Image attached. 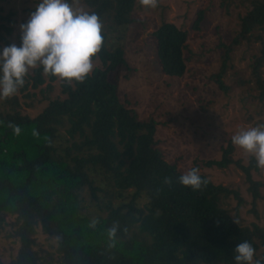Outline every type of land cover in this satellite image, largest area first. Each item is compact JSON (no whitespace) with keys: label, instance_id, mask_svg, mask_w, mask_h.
<instances>
[{"label":"trees","instance_id":"1","mask_svg":"<svg viewBox=\"0 0 264 264\" xmlns=\"http://www.w3.org/2000/svg\"><path fill=\"white\" fill-rule=\"evenodd\" d=\"M136 1L69 0L107 23L101 49L93 57L99 64L82 82L64 81L65 98L51 100L33 118L19 112L16 94L4 98L8 110L0 112V231L10 226L8 237L19 243L6 264H235L233 249L244 240L264 258V229L239 226L225 209L233 192L204 174L208 183L200 190L181 186L177 178L183 173L156 148L155 121L139 120L136 110L119 98V77L129 66L122 36L115 37V45L109 37L133 22ZM2 13L0 7V23L12 22ZM198 14L195 27L203 21V12ZM240 25L231 44L222 45L226 56L241 41L252 39L253 31H264V0L252 1ZM0 29V41L10 45L5 35H11L12 27L1 23ZM153 35L161 72L181 78L188 32L163 23ZM263 58L262 50L255 63ZM45 78L48 88L57 80L35 68L17 92L29 85L37 88ZM10 125L20 126V134ZM231 151L229 144L224 158L208 165L232 164ZM252 168H257L254 161L243 169L256 198ZM85 189L95 203L90 212L83 211ZM39 230L48 237L51 252L38 248Z\"/></svg>","mask_w":264,"mask_h":264},{"label":"rangeland","instance_id":"2","mask_svg":"<svg viewBox=\"0 0 264 264\" xmlns=\"http://www.w3.org/2000/svg\"><path fill=\"white\" fill-rule=\"evenodd\" d=\"M252 1L158 0L157 7L145 8L137 0L131 14L133 22L122 33H112L109 44L115 45V37L122 36L129 71H121L119 98L136 110L139 120L155 121L154 140L164 160L176 165L181 173L198 167L214 184L233 192L224 205L236 224L264 229V169L250 170L251 181L257 184L255 198L243 168L256 161L231 142L241 127L264 124V58L259 65L255 63L264 51V31L250 33L252 39L232 47L227 56L222 46H229L239 34L240 19L252 8ZM36 3L37 0H0L2 15L12 20L1 22L12 27L11 35H5L10 44H20L19 25L28 20ZM73 7L82 9L77 3ZM200 11L203 21L195 27ZM163 23H173L188 32L183 50L186 71L181 78L161 72L153 34ZM106 24L102 22L104 28ZM0 33L3 34L1 29ZM0 46L6 45L0 41ZM97 64L99 61L93 60L94 67ZM33 70L26 77L32 76ZM63 82L57 78L48 88L45 78L37 88L29 85L25 92H17L19 112L33 118L51 100L64 99ZM4 100L0 99V112L8 110ZM229 144L232 151L228 157L233 163L226 167L209 166V162L224 158ZM237 161L242 167L234 163ZM92 178L96 185L101 184L96 176ZM82 195L83 211H93L95 203L88 190ZM10 232V226L0 231V264L9 262L18 250L17 240L8 237ZM36 237L38 248L52 251L41 230ZM51 264L58 263L53 260Z\"/></svg>","mask_w":264,"mask_h":264},{"label":"clouds","instance_id":"3","mask_svg":"<svg viewBox=\"0 0 264 264\" xmlns=\"http://www.w3.org/2000/svg\"><path fill=\"white\" fill-rule=\"evenodd\" d=\"M145 8L157 7L158 0H140ZM20 44L0 48V99L17 93L30 69L42 68L47 75L68 82H82L93 70V57L103 44L102 24L95 12L74 8L69 0H37L26 22L19 25ZM11 126V125H10ZM19 135L21 128L11 126ZM231 142L253 157L264 169V124L241 127ZM178 183L197 191L208 181L198 167L181 174ZM116 228L109 229V238ZM235 264H264L253 245L244 240L233 249Z\"/></svg>","mask_w":264,"mask_h":264}]
</instances>
